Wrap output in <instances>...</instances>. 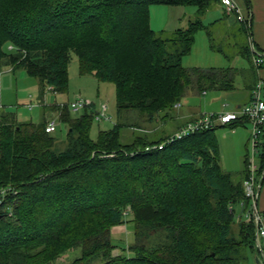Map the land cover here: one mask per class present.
<instances>
[{"label":"trees","instance_id":"1","mask_svg":"<svg viewBox=\"0 0 264 264\" xmlns=\"http://www.w3.org/2000/svg\"><path fill=\"white\" fill-rule=\"evenodd\" d=\"M155 4L193 6L201 17L222 5L221 0H0V63L37 78L41 97L47 88L65 95L75 54L81 75L115 86L118 110L114 127L93 140L95 106L75 115L69 108L75 100L65 102L60 118L69 130L62 150L46 122L2 118L0 264H61L77 250L80 255L68 264H242L245 249L255 248L253 226L242 220L248 156L237 176L223 172L216 135L218 128L246 121L181 139L175 134L184 125L154 142L144 136L129 144L121 140L125 111L152 120L189 93L234 91L237 78L247 77L252 97L257 84L248 44L242 50L247 70L185 68L183 57L206 27L197 20L162 38L151 26ZM242 30L249 31L245 25ZM128 214L136 226L135 244L128 247L133 256L124 250L115 255L112 230ZM157 233L162 243L147 245Z\"/></svg>","mask_w":264,"mask_h":264},{"label":"rangeland","instance_id":"2","mask_svg":"<svg viewBox=\"0 0 264 264\" xmlns=\"http://www.w3.org/2000/svg\"><path fill=\"white\" fill-rule=\"evenodd\" d=\"M223 15L224 13L220 10H211L206 13V18L203 20L204 15L201 17L197 12V8L193 6L173 7L155 4L150 7L152 29L162 38H171V34L174 33V31L177 29H186L193 21L200 20L202 23L204 22L207 24L209 21L220 17L227 21L228 17H224ZM204 23L203 25L206 26ZM234 24L236 25L234 28L228 29L226 27H220L222 36L216 38L213 36L211 38L212 40L207 38L204 29L198 31L195 35V42L191 52L183 57L182 65L185 68H236L239 70H247L250 68V64L239 52L240 50L242 51L243 46L249 44V34L242 30V25L240 26L238 24L236 17ZM230 34H232V44H238L236 49L230 47V40L225 37ZM10 49H13V47L10 46L9 50ZM222 54L227 56L229 60ZM237 79V91L234 90L235 92L233 93L232 91H209L201 95L189 93L183 100L177 102L171 111L164 110L161 111V113L158 112L153 116L152 120H150L149 116L143 115L136 110L123 112L121 114V124H123L121 130L122 142L124 144L132 143L134 139L139 136L147 137L148 141H158L164 136L177 132V129L175 131L172 130L178 127V125L182 124L185 126L202 117H210L211 115H218L222 112L234 109L236 103L232 101V97L244 93L241 92L239 94L243 89L242 84H244V79L242 77H238ZM69 80V90L63 95L64 99H66L65 102H71L77 98L83 97L92 101V106H95L96 110L99 109L101 104H106L108 106V116L111 118V121L102 123L94 121L92 123L91 138L96 140L100 130H110L118 122L115 86L110 83H101L94 76L81 75L79 61L75 54H72V60L69 65ZM49 89L50 88L46 89L44 95V104L48 106H45L43 109L49 110L48 107H50L51 111H47V120H44L42 109L38 106L39 103L40 105L42 104V100L40 99L41 86L39 80L27 74L23 69L14 70L0 63V108L2 109L0 111V125L2 118L8 115H14L19 122H31L34 124H40L42 122H46L47 124L50 120L56 119V117L58 118L59 112L64 113L67 106L65 103L62 105L61 102L64 101H60L59 93ZM262 98L264 99V89L262 91ZM32 105L33 107L30 109ZM191 108L194 114H199L197 118L193 119L194 117H189L183 119V111L187 109L191 111ZM81 114L82 112H79L75 115ZM192 114L193 113H191V115ZM175 117H178L177 123H175V120H170ZM57 124V131L54 133L58 139L56 147L58 150H62L67 144V132L69 127L67 123L61 121V118H59ZM215 126H220V124L215 123ZM251 130L252 126L248 122L243 125H237L234 129H232L231 126L217 129L216 135L219 144L220 167L223 172L233 173L237 176V174L242 171L244 160L249 155V151H251V148H249ZM156 147L157 146H149L147 148L157 149ZM259 155V153L256 155L257 161L259 160ZM257 202L260 212L264 215V179L261 183ZM125 219L122 225L116 226L112 230L114 243L119 247L115 255L121 254V250H124L128 256H133V254L128 251V247L129 245L135 244L136 226L131 215L128 214ZM233 232L238 236L239 228L236 224H233ZM161 235L162 233L155 234L146 244L152 247L162 243L163 238ZM78 254L79 250L73 251L68 254V259L60 263H71ZM244 255L245 259L242 264H258L255 248L247 247Z\"/></svg>","mask_w":264,"mask_h":264},{"label":"built area","instance_id":"3","mask_svg":"<svg viewBox=\"0 0 264 264\" xmlns=\"http://www.w3.org/2000/svg\"><path fill=\"white\" fill-rule=\"evenodd\" d=\"M223 7L227 15L235 16L238 21L248 22L247 19L241 13V8L236 4L234 0H221ZM253 63L258 70L264 65V58L255 48H252ZM53 91L51 88L49 89ZM93 102L83 97L69 104V108L73 113L83 112L86 109L91 108ZM33 107L30 106V109ZM1 111V108H0ZM58 118L50 120L46 126L47 133H55L57 131V121L61 116L59 112ZM97 122H110L111 118L108 116V106L101 104L99 109L96 110L94 118ZM243 120L248 122L252 126L249 139V151L248 164H249V176L244 182L245 196L248 200V205L245 206L243 202L241 206L246 207L242 220L245 224H251L253 226V243L257 253V263L264 264V215L260 212L257 199L261 188V183L264 179V169L260 172L256 155L259 152V145L261 144V137L264 135V101L262 99V82L259 81L252 93V100L245 106L241 107L237 111L222 112L218 115H211L210 117H202L195 121L186 124L176 134V139H181L189 133L196 132L200 129H207L215 127V123H219L221 126L229 125L235 121ZM174 139V138H173ZM163 145H159L158 148L162 149ZM157 148V147H156ZM150 148H147L149 150ZM1 191L0 194H3ZM1 204V202H0Z\"/></svg>","mask_w":264,"mask_h":264},{"label":"crops","instance_id":"4","mask_svg":"<svg viewBox=\"0 0 264 264\" xmlns=\"http://www.w3.org/2000/svg\"><path fill=\"white\" fill-rule=\"evenodd\" d=\"M234 1L241 8V13L243 14V16L248 21L247 23L246 22H242V24L238 23L240 26L241 25H245L249 29L248 34H249V41L250 42H249L248 45L250 46L251 50L254 47L255 50L258 51L259 53H261V55L264 58V0H234ZM211 10H220L222 13H224V15H223L224 17H228V20L226 21V19L220 17V18H217L215 20L209 21L207 24H205L203 22L206 25L205 26L206 28L204 30H205L207 38L209 40H211L210 38H212L213 36L215 38L218 37V36L219 37L222 36L221 33H220V31H221L220 27H226V28L229 29V28H234L236 26L234 24L235 16L227 15L223 5H221V4L217 5L216 4L209 11H211ZM206 13L204 15L203 20L206 18ZM240 29H241V27H240ZM237 31H239V30H237ZM231 35L232 34H230L228 36H225V37L228 38V40H230L229 41L230 47L236 49L238 47L237 46L238 44H232ZM243 44H244V42H243ZM210 47H211V45H210ZM243 47H242V50H243ZM239 52H240V55L248 62V60L242 54V51L240 50ZM222 55L227 60H229V58L227 56H225L224 54H222ZM252 60H253V55H252ZM190 68H193V67H190ZM258 70L259 71L256 72L257 79H258L257 82H259V81L262 82V84H263L262 85V91H263V89H264V65ZM243 79H248V78L246 77V78H243ZM242 85H243L242 86L243 89L239 92V94L241 92H244V93H242L240 95H235V96L232 97V101H234L236 104H235L234 109H232L230 111H227V112L237 111L241 107L247 105L251 101V92H248V90H246L245 84H242ZM235 91H237V89ZM235 91H232V93L235 92ZM59 96H60L59 97L60 101H64V102H61L62 105H63V103H65L66 99H64L63 94H59ZM40 99L42 100V102H41L42 104L40 105V103H39L38 106L42 109L41 111H42V114L44 116V120L45 119L47 120V117H46L47 114L46 113L51 108L48 107L49 110H47V109L44 110L43 108H45V106H48V105L44 104L45 103L44 97L40 96ZM263 101H264V99H263ZM222 108H223V105H222ZM223 110H225V109H223ZM191 113H193V114L191 115ZM197 115H199V114H194V112H193V110L191 108V111H190V109H187L186 111H183L182 118L183 119H187L189 117H194L193 119H196ZM170 120H175L176 121L175 123H177L178 117L177 118L176 117L172 118ZM181 126H182V124L178 125V127H181ZM178 127L173 129L172 131H175L176 129L178 130L179 129ZM234 128H232V129H234ZM172 131H170V132H172ZM250 133H251V131H250ZM263 206H264V203H263Z\"/></svg>","mask_w":264,"mask_h":264}]
</instances>
